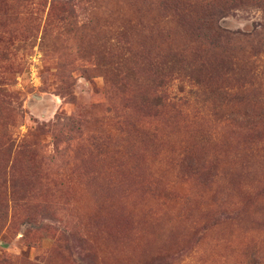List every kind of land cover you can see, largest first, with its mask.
Wrapping results in <instances>:
<instances>
[{
	"label": "rangeland",
	"instance_id": "1",
	"mask_svg": "<svg viewBox=\"0 0 264 264\" xmlns=\"http://www.w3.org/2000/svg\"><path fill=\"white\" fill-rule=\"evenodd\" d=\"M0 264H264V0H0Z\"/></svg>",
	"mask_w": 264,
	"mask_h": 264
}]
</instances>
